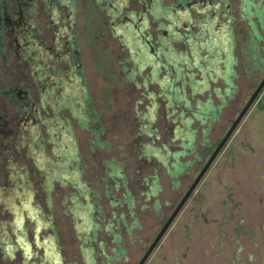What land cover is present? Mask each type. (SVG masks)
<instances>
[{"label":"rangeland","instance_id":"1","mask_svg":"<svg viewBox=\"0 0 264 264\" xmlns=\"http://www.w3.org/2000/svg\"><path fill=\"white\" fill-rule=\"evenodd\" d=\"M45 1L29 21L40 35L12 34L44 90L28 91L27 124L0 147V264H134L264 78V18L256 0ZM181 221L203 241L189 257L264 264V88L174 231ZM169 242L162 262L186 264Z\"/></svg>","mask_w":264,"mask_h":264},{"label":"flooded vegetation","instance_id":"2","mask_svg":"<svg viewBox=\"0 0 264 264\" xmlns=\"http://www.w3.org/2000/svg\"><path fill=\"white\" fill-rule=\"evenodd\" d=\"M175 1L179 2L178 4L177 3L174 4V6H177V7H186L190 5L189 3L183 0H175ZM256 1H258V3L254 5L253 7L255 8V12H257L256 13L257 16H260L262 19L264 18V6L261 5L262 0H256ZM45 2H46L45 0H0V53H2V57L4 58L3 60L4 68L7 69V70H4V72L9 75L7 79H5L4 81V84H5L4 89L0 92L1 93L0 97L4 98V102L2 104L3 109H0L1 110L0 112V147L3 146V148L5 147L4 143L11 141L12 139L15 138L16 129L19 130L21 128V125L27 124L26 123L27 113L25 111V108L30 103L27 101L28 91L31 90L32 87H35V89L37 90L38 84L41 81L40 77L37 75V72H34V69H33L34 66H32L33 63H35L36 61V58L34 55V53H36L35 50L28 47L29 43L27 42H26L27 44H24V46H20L18 39H12V34L18 31L23 34H29V37L31 38L33 36L38 37L40 35V32L37 31L35 28H33L31 24L29 26V21L31 20L33 21L34 15H38L39 17L42 16L44 18L46 17L47 6ZM64 7H66L67 10H71V6L68 4H65ZM227 12L228 14L232 13L231 7L228 4H227ZM256 35H257V31L254 30L252 32V39L249 41V43L251 42L249 46H251L252 51L262 49V45L260 44L256 43V45L255 44L252 45L254 37L257 38ZM19 48H22L21 52L19 51ZM10 54L15 55L17 57L13 63H10L9 57L7 56ZM78 69L79 71L82 69L80 64H78ZM38 90L43 91L44 89L43 87H41ZM7 99L9 102H7ZM22 102L24 103V105L22 104ZM6 105H12V107L15 108V111H14L15 114L11 116L8 113L7 109H5ZM23 114L25 118H23L22 116ZM33 119L36 120V117L33 116ZM16 152H17V155H20V154L23 155L24 159L33 158L29 150L25 151L24 148H21L20 150L18 149L16 150ZM0 153H3V152L0 151ZM172 173H175V171H172ZM148 178L151 179V177H148ZM149 179L146 180L147 185H148ZM194 191L191 193V195L189 196L187 201L184 203V205L182 206V208L180 209V211L178 212V214L176 215V217L174 218L170 226L167 228L166 232L164 233V235L162 236L158 244L154 247L148 259L145 261V264H152L150 262L152 261L154 262L155 259H157L158 261L154 262V264H164L162 261L166 259V257L162 254V251H160V249L163 246L165 247V245L163 244L166 238L169 239L170 241L169 243H171L169 246V250H170L169 255L180 256L182 254V258L186 259L189 253L192 251V249H194V251L195 249H197L195 245L197 244L200 238L199 236H193L190 233L188 224H185L183 221H181L179 222V228H181L180 226L181 223L182 224L184 223V228L183 229L181 228L182 230L180 231H177L176 229L175 231L173 230L174 223H176L177 218L180 215H182L183 211L187 207L188 200L193 197ZM185 194L183 196L179 194V196L176 198V201L171 206L172 210L170 211V213H167V214L164 213L162 215L161 220H160V227L156 230V232L151 237L145 238L146 239L145 247L142 250L140 258L136 260L134 264H138L140 260L142 259V257L147 253L148 249L151 247V245L157 238L158 234L163 229L164 225L167 223L171 215L174 213L175 209L177 208L179 203L182 201ZM148 195L152 196L153 194H148ZM226 205H228V203H226L225 206ZM155 206L157 207L156 209H159L160 207L159 204ZM234 208H239V206L238 207L234 206ZM185 216L187 220H190V216H187V215ZM203 216H204V220L208 222L206 214H204ZM198 217H199V214L194 215V218H198ZM243 221L244 220H241L242 223ZM238 231H239V234L243 233L242 229L240 230V228L238 229ZM200 232H205V231L201 229ZM182 233H184V236H183L184 240L187 241V243H185L187 245L185 246V249H186L185 252H182L181 250L180 251L177 250V247L175 246L179 235ZM201 242L203 243V241ZM3 243H1L0 249L5 250ZM235 243L237 244L241 243L239 249L236 250V253L238 256L236 257L235 260H239L240 259L239 257H241L240 254L242 250L244 249V243L239 242V239H237ZM222 248H225L224 244ZM121 250L124 252L123 248ZM176 250L178 251V253H176ZM117 255H120V254H117ZM204 255L207 256V254H204ZM217 255L220 256L221 253H218ZM223 255L225 256V254ZM119 258L120 257L118 256V259ZM185 263L189 264L187 261ZM174 264H179V263L174 262ZM214 264H223V263L217 262Z\"/></svg>","mask_w":264,"mask_h":264},{"label":"water","instance_id":"3","mask_svg":"<svg viewBox=\"0 0 264 264\" xmlns=\"http://www.w3.org/2000/svg\"><path fill=\"white\" fill-rule=\"evenodd\" d=\"M263 88H264V78L262 79L261 83L257 86L256 90L253 92L250 99L248 100V102L246 103L244 108L239 113L238 117L234 120L230 129L227 131L225 136L220 140V142L216 146L213 154L210 156V158L208 159V161L204 165L203 169L201 170V172L199 173L197 178L194 180V182L192 183V185L188 189L184 198L179 203V205L175 209L174 213L171 215V217L169 218L167 223L164 225L163 229L158 234L157 238L155 239V241L153 242L151 247L148 249L147 253L142 257V259L140 260V262L138 264H145V261L148 259L149 255L152 252V250L154 249V247L158 244V242L160 241V239L162 238V236L166 232L167 228L170 226V224L172 223V221L174 220V218L176 217V215L178 214V212L180 211V209L182 208L184 203L187 201V199L189 198L191 193L196 189L197 185L199 184V182L201 181V179L203 178V176L205 175L207 170L210 168V166L212 165V163L214 162V160L216 159V157L218 156L220 151L226 145L227 141L229 140V138L231 137V135L233 134V132L235 131V129L237 128L239 123L242 121V119L244 118L245 114L248 112L250 107L253 105V103L255 102V100L257 99V97L259 96L261 91L263 90Z\"/></svg>","mask_w":264,"mask_h":264},{"label":"crops","instance_id":"4","mask_svg":"<svg viewBox=\"0 0 264 264\" xmlns=\"http://www.w3.org/2000/svg\"><path fill=\"white\" fill-rule=\"evenodd\" d=\"M190 254L191 253H189V255L187 256V258L185 259V261H187L189 264H211L212 262H211V260H209V258H207V256H205V258H191V257H189L190 256ZM172 256H174V259H176L175 258V255H171V258H172ZM233 264H235L234 262H233Z\"/></svg>","mask_w":264,"mask_h":264},{"label":"trees","instance_id":"5","mask_svg":"<svg viewBox=\"0 0 264 264\" xmlns=\"http://www.w3.org/2000/svg\"><path fill=\"white\" fill-rule=\"evenodd\" d=\"M254 54V53H253ZM255 55H252L251 57H254Z\"/></svg>","mask_w":264,"mask_h":264}]
</instances>
